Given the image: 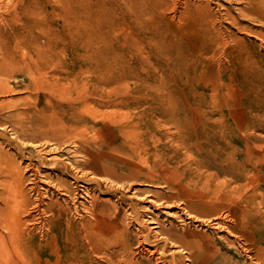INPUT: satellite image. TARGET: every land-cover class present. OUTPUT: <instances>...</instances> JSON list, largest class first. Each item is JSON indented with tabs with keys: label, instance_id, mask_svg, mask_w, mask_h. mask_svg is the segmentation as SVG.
Masks as SVG:
<instances>
[{
	"label": "rangeland",
	"instance_id": "1",
	"mask_svg": "<svg viewBox=\"0 0 264 264\" xmlns=\"http://www.w3.org/2000/svg\"><path fill=\"white\" fill-rule=\"evenodd\" d=\"M39 1L40 15L33 19L50 25L59 35L64 28V7L70 6L74 14L92 20L107 36L106 60L98 67L85 63L79 57L84 52L81 44H68L56 37L49 46L47 41L41 43L46 48L44 54L49 48L51 54L45 59L48 62L43 60L37 68L29 51L25 53L18 46L13 49V35L7 41L18 61L5 58L7 64L0 66V82L5 84V92L0 93L3 160L5 165L16 164L26 191L33 184L30 171L22 172L25 164L37 168L38 156L55 155L56 166L48 167L45 160L37 168L35 181L51 210L44 214L47 224L44 222L43 232H21L22 251L11 253L2 264H68L70 249L76 250L79 264H121L123 242L138 239V228L144 231L153 225L186 243L199 242L215 258L213 264L218 259L232 264H264V9L260 5L264 0H141L149 12L139 18V10L145 7L139 0L138 11L128 13L121 9L127 0ZM43 33L47 40L49 31ZM23 56L24 61L20 59ZM99 71L103 73L101 81ZM32 79L48 81L46 86L63 96L91 93L93 101L90 106L83 100L72 106L58 105L62 99L45 91L38 106L43 110L41 116L35 115L27 109L35 95L25 87ZM95 92H103V100ZM100 101L104 104H97ZM80 110L86 116L77 125L84 122L90 127L102 158L89 162L71 141L65 142L66 137L56 136V129L49 138L30 136L39 128L49 129L50 124L60 128L58 121L64 113ZM104 114L120 127L124 124L125 130L134 127L142 131L140 141L126 140L123 130L107 132L101 121ZM71 133L73 137L78 134L77 130ZM63 163L68 164L67 170ZM6 166L0 168V181L17 173ZM82 171L99 184L81 180ZM60 179L74 185V200V195L68 196L56 183ZM94 202L97 212L88 214L84 206ZM179 205H188L189 214L182 213ZM136 216L144 217V223L137 224ZM214 221H222L226 229L214 226ZM2 233L7 236L4 230ZM92 239L97 241L95 250ZM131 247L134 264H149L146 256L136 253V244ZM182 255L191 253L188 249Z\"/></svg>",
	"mask_w": 264,
	"mask_h": 264
},
{
	"label": "bare ground",
	"instance_id": "2",
	"mask_svg": "<svg viewBox=\"0 0 264 264\" xmlns=\"http://www.w3.org/2000/svg\"><path fill=\"white\" fill-rule=\"evenodd\" d=\"M141 0H139L140 2ZM146 1H150V0H146ZM181 1V0H180ZM248 3H250V1L252 0H246ZM262 1V0H261ZM142 2V1H141ZM123 3V2H122ZM136 0H127V3L123 6H121V9L126 12L129 10H133V11H138L136 10L137 5L136 6ZM143 4H145L144 9L139 10L138 12V18L140 17V14L146 12H149L148 7H146V2H142ZM148 3V2H147ZM175 3V2H174ZM231 3V2H230ZM139 4V3H138ZM114 5V4H113ZM179 5V3H178ZM177 5V6H178ZM184 6V4H182ZM180 5L179 7L181 8ZM261 8L264 9V3L261 4ZM41 4L39 0H0V53L2 55H0V66L4 67L7 64V61H5V58H9V60L11 61H18L17 58L15 57V54H11L10 53V48L8 47V40H10V37L13 35V40L12 42H14L12 44V46L14 47L13 49H15L17 46L18 47H23L25 49V53L27 51L30 52V56L32 57V61L34 64L37 65V68H39V66H41V64L43 63V60L48 59V57L51 54V51L49 49H47V51L49 52L48 54H44V50H46V48H42L41 47V43L47 41V44L49 46V43L51 45V43L53 41L56 42V37H59L61 39H63V41L65 40L66 43L68 44H74V43H79L82 45L84 52L80 55V59L81 61H84L85 63H89L90 65L94 66V67H98L101 66L105 60H106V52H105V44L104 41L106 40L107 36L103 35L102 31L99 30L96 26V24L89 19H83L81 18V16L74 14V12L72 11V8L69 7H64L61 9V15H62V21H63V32L61 35H59L58 32L53 31L50 27V25L45 26L44 23H41V21L39 20H35L33 18H37L40 15V8H41ZM168 6V5H167ZM166 6V7H167ZM174 6V5H173ZM176 6V7H177ZM253 6V5H251ZM106 7V6H105ZM169 7V6H168ZM183 8V7H182ZM188 8V7H187ZM258 8V7H257ZM111 9V8H110ZM165 9V8H164ZM171 9V8H170ZM108 10V9H107ZM119 10V9H118ZM162 10V9H161ZM173 10V7L171 9V11ZM248 10H249V6H248ZM104 11V10H103ZM102 11V12H103ZM141 11V12H140ZM169 11V10H167ZM169 11V12H171ZM54 14L56 15V10L53 11ZM101 12V11H100ZM101 12V13H102ZM107 12V11H105ZM128 13V12H126ZM173 13V12H172ZM141 14V15H142ZM187 14V13H186ZM256 14V13H255ZM258 14V12H257ZM105 15V14H104ZM111 15V14H110ZM109 15V16H110ZM97 16V15H96ZM112 16V15H111ZM201 16V15H200ZM260 16V14H259ZM122 17V15H121ZM134 17V16H133ZM99 18V16H98ZM101 18V17H100ZM99 18V19H100ZM261 18V17H260ZM54 19V18H53ZM94 19V18H93ZM151 19V18H150ZM238 19V18H237ZM106 20V19H105ZM264 20V19H263ZM97 21V20H96ZM99 21V20H98ZM113 21V19H112ZM239 22V20L237 21V23ZM109 24V23H108ZM117 24V23H116ZM143 24V23H142ZM212 26V25H211ZM115 28V27H114ZM126 28V27H124ZM124 28L122 30H124ZM116 29V28H115ZM45 30L49 31L48 33V38L47 40L43 39V32H45ZM112 30V29H111ZM121 30V31H122ZM133 31V30H132ZM126 32V31H125ZM116 33V32H114ZM118 33V32H117ZM127 33V32H126ZM58 36H57V35ZM123 34V33H122ZM125 35V34H124ZM128 35V34H127ZM126 35V36H127ZM133 35V34H132ZM115 36V35H114ZM116 40V39H114ZM262 40V39H261ZM122 41V40H121ZM49 42V43H48ZM112 43V42H111ZM133 43H135L133 41ZM132 43V45H133ZM46 44V45H47ZM124 44V43H123ZM120 45V44H119ZM130 45V44H129ZM135 46V45H133ZM46 47V46H45ZM61 47V46H60ZM117 47V46H116ZM48 48V47H47ZM22 50V49H21ZM57 51V49H56ZM73 51V49H72ZM18 53V50L15 51ZM60 52V51H59ZM62 52V51H61ZM75 53V52H74ZM24 55V54H23ZM62 55V54H61ZM21 56V55H20ZM142 56V55H141ZM21 60H25V57H20ZM47 61V60H45ZM48 62V61H47ZM130 62V61H129ZM115 67V66H114ZM52 68V67H51ZM100 68V67H99ZM100 72V71H99ZM102 76L103 73L100 72V74H98L99 77V81L102 80ZM53 77V76H52ZM33 80V79H32ZM29 80V82H27V85L25 86L26 88H28L31 92L34 93V101L32 103V105H27V109H32V113L35 115H40L41 112L43 111L41 108L42 107H38L39 104L41 103V99L43 97H41V92H49V94L51 95H56V98H60L62 99V102H56L58 105H68V106H72L73 104H75L77 101L79 100H83L85 104L89 105L88 103H90L91 101H93V99H91L89 97V95L91 93H87L84 96H79V94L77 96H72V95H68V96H63V93H56L52 92L53 90L51 88L48 87V85L46 86V84H49L48 81H39V80H33L31 81ZM82 83V82H81ZM8 88V87H7ZM11 88V87H10ZM87 89V88H86ZM11 90V89H10ZM14 90V89H13ZM52 90V91H51ZM9 91V90H8ZM3 92H5V84L0 82V93L2 94ZM22 92V91H21ZM52 92V93H51ZM12 93V91H11ZM97 97L100 98V100H103L104 98V94L103 92H95ZM9 94V93H8ZM88 95V96H87ZM118 96V95H115ZM96 97V98H97ZM6 98V97H4ZM27 98V97H26ZM121 98V97H120ZM3 99V98H2ZM119 99V98H118ZM4 100V99H3ZM10 100V99H9ZM9 100H7L8 102H10ZM28 100V99H27ZM59 100V99H57ZM110 100V99H109ZM108 100V101H109ZM133 100V99H132ZM5 101V100H4ZM3 101V102H4ZM32 101V100H31ZM30 101H28L29 103ZM11 103V102H10ZM48 103V102H47ZM0 104H2V102H0ZM12 104V103H11ZM97 104L99 105H103L104 102L100 101L97 102ZM9 105V104H8ZM21 105V104H20ZM86 105V106H87ZM23 106V105H21ZM50 106V105H49ZM52 106V104H51ZM90 106V105H89ZM87 106V107H89ZM24 107V106H23ZM91 108V107H89ZM9 109V108H8ZM70 110V109H69ZM87 110V109H86ZM85 110V111H86ZM2 111V110H1ZM29 110H27L28 113ZM8 113V112H7ZM26 113V111H25ZM86 113V112H85ZM6 114V113H5ZM4 114V115H5ZM21 115V114H20ZM49 115V113H48ZM105 115V114H104ZM107 115L110 116V114L107 113ZM107 115H105V118L102 117L101 120L103 123L102 126H104L105 130L107 132L112 130H117L120 131L123 130L126 131L125 132V136H127L128 138L126 140H131L134 142H139L140 141V136L142 134V131L137 130L136 128L132 127L130 129L125 130L123 128V125H121L122 127H120V125H118L119 122H116L114 120H112V118L107 117ZM41 116V115H40ZM86 115H84V111L80 112H71L69 111L68 113H64V115L61 116V118L59 119V123L58 125L60 126V128H57L53 126L51 127L49 125V129H40L37 131V133H30L31 137H36V136H40V137H46L49 138L48 136H50L52 134V130L56 129V136H64L63 138H67L65 140V142L71 141L72 144L74 145L73 147H75V149H80L81 152H83L88 158H89V162H91L93 159L97 158V157H101V153H98L100 150L96 140L94 139V136L92 137V135H90V127L86 124L81 123V125H77V123H80V121H82L81 117H84ZM5 117V116H4ZM8 117V116H7ZM50 117V115H49ZM99 118V117H98ZM9 119V118H8ZM21 119V118H20ZM24 119V118H23ZM101 119V118H100ZM116 120V118H114ZM119 118H117L118 121ZM27 120V119H26ZM54 121H56V119L54 118ZM1 122V121H0ZM6 123V122H5ZM56 123V122H55ZM110 123V124H108ZM112 123V124H111ZM16 124V123H13ZM18 124V123H17ZM12 125V124H11ZM54 125V124H53ZM57 125V124H55ZM77 125V126H76ZM77 127V128H76ZM111 127V128H110ZM52 128V129H51ZM2 129V128H1ZM78 132L77 135H79L80 137L76 136H72L71 131L74 130L76 132V130ZM5 130V129H3ZM12 130V129H11ZM15 131V130H14ZM102 131V130H101ZM100 131V132H101ZM55 133V132H53ZM102 133H104V131H102ZM111 133V132H110ZM109 133V134H110ZM14 135V134H13ZM12 135V137H13ZM104 135V134H103ZM106 135V133H105ZM140 135V136H139ZM100 136V135H98ZM116 137V136H114ZM130 138V139H129ZM17 139V138H16ZM103 139V138H102ZM20 141V140H19ZM44 141V140H43ZM42 141V142H43ZM40 141H38V143H35L33 145L39 144ZM58 142V141H57ZM10 143V142H9ZM25 143V142H23ZM32 143V142H31ZM51 143V142H50ZM49 143V144H50ZM108 143V142H106ZM128 143V142H125ZM4 144V143H3ZM20 144V143H19ZM43 144V143H42ZM45 144V141H44ZM56 144V143H55ZM1 145V144H0ZM14 145V144H13ZM41 145V144H40ZM16 146V144H15ZM44 146V145H43ZM42 146V147H43ZM40 148V146H39ZM49 148V147H48ZM53 147H51L52 149ZM55 148V146H54ZM50 149V150H51ZM60 149V148H59ZM5 150V149H4ZM20 150V149H19ZM42 150V149H40ZM55 150V149H54ZM71 150V149H69ZM22 151V150H20ZM27 151V150H26ZM43 153H48V151L46 150H42ZM38 152V149L36 151V153ZM50 152V151H49ZM55 152V151H54ZM39 153V152H38ZM109 152H106V154ZM19 154V153H18ZM112 154V153H111ZM110 154V155H111ZM114 154V153H113ZM117 154V153H116ZM108 155V154H107ZM109 155V156H110ZM34 156V155H33ZM55 155H53V157H48L46 158L45 156H38L37 158V162L40 165L41 163H46L44 162L45 160H47L48 167L51 166H56V157H54ZM113 156V155H112ZM111 156V157H112ZM115 156V155H114ZM188 156V155H187ZM32 157V156H31ZM107 157V156H105ZM118 157V156H117ZM186 157V156H185ZM36 158V157H35ZM116 158V157H115ZM81 159V158H80ZM91 159V160H90ZM118 159V158H117ZM190 159V158H189ZM192 159V158H191ZM98 161V160H97ZM4 162V163H3ZM89 162H87L86 164H84L83 168L89 164ZM5 161L3 160L2 157V149L0 148V168H4L6 165V167L11 170L12 173H14V170L16 174H10L8 175L10 177V179L5 180V179H1L2 181H0V185L1 187V191H0V264H2V261L7 262V257L9 255H11V253H20L22 251V247L19 244V240L21 239V235L20 233L22 232L23 235H32L34 232L39 231V232H43V225L45 222L44 218V214L47 211H51L50 210V204L46 203L44 201L45 199V195L44 193L41 191L40 186L38 185V182L35 181L36 180V176H37V168H39V165L37 166V168L32 164V163H28L27 165L25 164L24 169L22 172H26V171H30V175H32L31 179V183L33 185H31L29 187V189L26 191L24 186L22 185V176L21 174H19V170L17 169V167L15 165H12L11 162L10 164H6L5 165ZM104 163V162H102ZM261 163V162H260ZM44 166V165H43ZM46 166V167H47ZM88 166V165H87ZM62 167L64 168V170L68 169V164L63 163ZM94 167V166H93ZM104 169V168H103ZM113 169V168H111ZM203 169V168H202ZM109 170V169H107ZM102 171V170H101ZM21 172V173H22ZM83 173L79 176V178L83 181H94L95 184H99V182L97 180H93L90 176H88L87 172L82 171ZM115 172V171H114ZM112 173V172H111ZM116 173V172H115ZM114 173V174H115ZM256 172H254L255 174ZM5 174V173H4ZM44 174V173H43ZM105 174V173H104ZM113 174V175H114ZM134 174V173H133ZM141 174V173H140ZM138 174V175H140ZM204 174V173H203ZM53 175V174H52ZM143 175V174H142ZM248 175V174H247ZM251 175V174H250ZM261 174H259L258 176H260ZM123 176V175H122ZM135 176V175H134ZM144 176V175H143ZM256 176V175H255ZM97 177V176H96ZM137 177V175L135 176ZM262 177V175L260 176V178ZM114 178V177H113ZM145 178V177H144ZM252 178V177H250ZM258 178V177H257ZM77 179V178H76ZM102 179V178H101ZM123 179V178H121ZM120 179V180H121ZM147 179V178H146ZM263 179H264V175H263ZM73 180V179H72ZM124 180V179H123ZM121 180V181H123ZM250 180V179H249ZM253 180V179H252ZM251 180V181H252ZM254 180H257L256 178ZM253 180V181H254ZM262 180V179H261ZM260 180V181H261ZM42 181V180H41ZM56 181V180H54ZM76 181V180H75ZM78 181V180H77ZM104 181V180H103ZM107 181V180H106ZM110 181V180H109ZM108 181V182H109ZM115 181V180H114ZM118 181V180H117ZM129 181V180H128ZM248 181V179H247ZM105 182V181H104ZM107 182V183H108ZM203 182V181H202ZM246 182V181H245ZM263 182V181H262ZM56 183L63 187V189L67 192L68 196H73V200L75 197V188H73V186H71L69 183H67L66 181L60 179L57 180ZM85 183V182H84ZM113 183V181H112ZM117 183V182H116ZM188 183V182H187ZM186 183V184H187ZM196 183V182H194ZM249 184V182H247ZM88 184V183H87ZM94 184V183H93ZM106 184V183H104ZM120 184V183H119ZM118 184V185H119ZM128 184V183H127ZM153 184V183H152ZM180 184V183H179ZM185 184V185H186ZM204 184V183H202ZM246 184V185H248ZM109 185V183H108ZM255 185V184H254ZM26 186V183H25ZM49 186V185H48ZM56 186V185H55ZM105 186V185H104ZM121 186V185H120ZM224 186V185H222ZM51 187V186H50ZM90 187V186H89ZM97 187V185H96ZM123 187V186H122ZM189 187V185H188ZM27 188V187H26ZM112 190L114 191H120V189H118L117 187H110ZM249 188V185H248ZM247 188V189H248ZM58 189V188H57ZM106 189V188H105ZM104 189V190H105ZM187 189V188H186ZM185 189V190H186ZM199 189V188H198ZM92 190V189H91ZM207 190V189H206ZM31 192L32 196L28 195L27 192ZM57 191V190H56ZM64 191V192H65ZM94 191V190H93ZM123 191V190H122ZM197 191V190H196ZM199 191V190H198ZM220 191V190H219ZM63 192V191H62ZM61 192V193H62ZM63 192V193H64ZM101 192V191H100ZM201 192V191H200ZM99 193V192H98ZM188 193V192H186ZM193 193V192H192ZM197 193V192H196ZM204 193V192H203ZM214 193V191H213ZM59 194V193H58ZM190 194V193H189ZM199 194V193H198ZM90 195V194H89ZM156 195V194H155ZM205 195V194H204ZM240 195V194H239ZM77 196V195H76ZM157 196V195H156ZM187 196V195H185ZM206 196V195H205ZM204 196V197H205ZM237 196V195H236ZM244 196V195H243ZM171 197V196H170ZM173 197V196H172ZM188 197V196H187ZM191 197V196H190ZM189 197V198H190ZM209 197V196H208ZM207 197V198H208ZM212 197V195H211ZM217 197V195H216ZM240 197V196H238ZM97 198V197H96ZM128 198V197H127ZM130 198V197H129ZM162 198V197H161ZM192 198V197H191ZM203 198V197H202ZM220 198V197H218ZM99 199V198H98ZM157 199V198H156ZM160 199V198H159ZM171 199V198H170ZM169 199V200H170ZM224 199V198H222ZM233 199V198H232ZM86 200V199H85ZM225 200V199H224ZM231 200V199H230ZM92 201V200H91ZM93 201H95V198L93 199ZM218 201V200H217ZM150 202V201H149ZM155 202V200H154ZM173 202V201H172ZM175 202V201H174ZM182 202V201H181ZM184 202V201H183ZM212 202H214V200H212ZM221 202V201H219ZM230 202V201H229ZM78 203V202H77ZM98 203V202H97ZM152 203V202H151ZM158 203V202H157ZM216 203V202H214ZM81 204V203H80ZM88 204V203H87ZM92 204V203H91ZM91 204L89 206H84L85 210L87 211V213H91L92 215H95V211L97 210L96 204L95 202L92 204L93 207H91ZM156 204V203H155ZM179 204V203H178ZM153 205V204H152ZM162 205V204H161ZM168 205V204H167ZM218 205V204H217ZM60 206V205H59ZM69 206V205H68ZM163 206H165L163 204ZM219 206V205H218ZM217 206V207H218ZM221 206V205H220ZM82 207V206H81ZM167 207V206H166ZM188 207V205H187ZM187 207L184 206L182 207L181 205L178 206V208L180 209V211L182 213H188ZM216 207V208H217ZM62 208V207H61ZM64 208V207H63ZM68 208V207H67ZM134 209V208H133ZM219 209V208H218ZM222 210V208H221ZM73 211V210H72ZM85 212V211H84ZM97 212V211H96ZM102 212V211H101ZM50 213V212H49ZM48 213V214H49ZM88 213V214H89ZM100 213V212H99ZM108 213V212H106ZM144 215V214H143ZM30 216L29 218H26ZM49 217V216H48ZM59 217V216H58ZM86 217V215H85ZM153 217L150 216V221L153 222V220H151ZM195 218V217H194ZM85 219V218H84ZM89 219V218H88ZM109 219V218H108ZM136 222L137 224H143L144 221V217H142L141 219L139 217L136 216ZM196 219V218H195ZM91 220V219H90ZM110 220V219H109ZM215 220H217L215 218ZM221 220V219H220ZM243 220V219H242ZM93 221V220H92ZM148 221V220H147ZM225 221V220H224ZM87 222V221H86ZM135 222V221H134ZM46 223V222H45ZM82 223V222H81ZM88 223V222H87ZM91 223V221H90ZM145 223H147L145 221ZM233 223V222H232ZM47 224V223H46ZM136 224V223H135ZM89 225V224H88ZM94 225V224H93ZM113 225V224H112ZM213 225L216 227H224V223L222 221H214ZM28 226V227H27ZM90 226V225H89ZM117 226V225H116ZM137 226V225H136ZM146 226V225H145ZM158 225H153L151 226L149 229L146 230H140L139 228L137 229L138 233H139V238L138 239H133V240H128V241H124L123 242V247L124 248V256L122 259L121 264H134L131 261L130 258V254H133L132 251V244H136V253H139L141 255L146 256V260L149 264H213V260H215V258L212 257L211 254L207 253L204 249H202L201 245L199 242H190V243H186L184 240L180 239V238H175L172 234H170V232L168 230H166L165 228H157ZM49 227V226H48ZM75 227V226H74ZM82 227V226H81ZM138 227V226H137ZM141 227V226H140ZM144 227V226H143ZM47 228V227H46ZM225 228V227H224ZM89 229V228H88ZM119 229V228H118ZM122 229V228H120ZM143 229V228H142ZM226 229V228H225ZM3 230L7 233V236L3 235ZM88 231V230H87ZM95 231V230H94ZM96 232V231H95ZM100 232V231H99ZM96 232V233H99ZM102 233V232H100ZM137 233V234H138ZM50 234V233H49ZM90 234V233H89ZM92 234V233H91ZM114 234V233H112ZM43 235V234H41ZM98 235V234H97ZM104 235V234H103ZM184 235V234H183ZM80 236V235H79ZM238 236V235H237ZM89 237V236H88ZM91 237V235H90ZM94 237V236H93ZM102 237V236H101ZM80 238V237H79ZM236 238V236H235ZM240 238V237H239ZM49 239V238H48ZM99 239V238H98ZM115 239V238H114ZM238 239V238H237ZM95 240V239H94ZM93 239L90 240L91 242V246L92 249H96V242ZM84 241V240H83ZM116 241V240H115ZM239 241V240H238ZM89 242V239H88ZM95 243V244H94ZM113 243V242H111ZM110 243V244H111ZM93 244V245H92ZM98 244V243H97ZM114 244V243H113ZM239 244V243H238ZM104 247V246H103ZM115 247V246H114ZM168 247H174L175 250H167ZM32 248V247H31ZM134 249V248H133ZM189 249V252L191 253V255L189 256H184L182 255V252H186V250ZM90 250V249H89ZM106 250V249H105ZM118 250V249H117ZM75 249H70V251L67 253L66 257H67V263L68 264H79L78 263V254L75 253ZM99 251V250H98ZM106 254V253H104ZM138 254V255H139ZM23 255V253H22ZM21 255V256H22ZM135 255V254H134ZM19 256V255H17ZM16 256V257H17ZM105 256V255H104ZM119 256V255H118ZM11 257V256H10ZM93 257V256H92ZM97 257V256H96ZM100 257V256H99ZM132 257V255H131ZM18 258V257H17ZM102 258V257H101ZM22 259V258H21ZM94 260V259H93ZM119 260V259H118ZM224 261V260H223ZM96 262V261H95ZM101 262V261H100ZM105 262V261H104ZM109 262V261H108ZM236 262V261H235ZM106 263V262H105ZM111 263V262H110ZM17 264V261H16ZM113 264V263H112ZM214 264H232V263H225L222 262L221 260H217L216 262H214ZM235 264V263H234ZM240 264V263H239Z\"/></svg>",
	"mask_w": 264,
	"mask_h": 264
}]
</instances>
